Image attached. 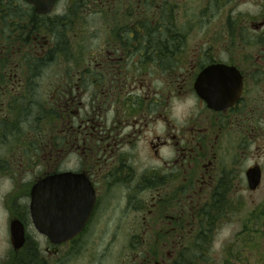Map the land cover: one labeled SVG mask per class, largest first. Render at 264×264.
I'll list each match as a JSON object with an SVG mask.
<instances>
[{"label": "flooded vegetation", "instance_id": "1", "mask_svg": "<svg viewBox=\"0 0 264 264\" xmlns=\"http://www.w3.org/2000/svg\"><path fill=\"white\" fill-rule=\"evenodd\" d=\"M246 2L0 0L2 264H194L208 231L240 221L231 201L264 171L248 163L264 125V0L234 14ZM214 66L242 80L218 109L196 89ZM186 97L197 112L180 126Z\"/></svg>", "mask_w": 264, "mask_h": 264}, {"label": "rangeland", "instance_id": "2", "mask_svg": "<svg viewBox=\"0 0 264 264\" xmlns=\"http://www.w3.org/2000/svg\"><path fill=\"white\" fill-rule=\"evenodd\" d=\"M262 133H258V151L251 149L248 163L254 158L264 169V125H261ZM256 152V153H255ZM247 189V190H246ZM240 190L239 198H233L231 203L235 207H241L239 216L233 224L218 226L212 232L208 231L205 243L200 241L194 264H264V171L262 182L258 191H252L248 187ZM8 214L0 213V264L7 261L12 255L13 247L7 242V226L5 224ZM258 216V219H257ZM225 226H231L230 236L223 242L218 250L213 248V242ZM187 254L186 257H189Z\"/></svg>", "mask_w": 264, "mask_h": 264}, {"label": "water", "instance_id": "3", "mask_svg": "<svg viewBox=\"0 0 264 264\" xmlns=\"http://www.w3.org/2000/svg\"><path fill=\"white\" fill-rule=\"evenodd\" d=\"M230 72V75H229ZM213 81V83H211ZM196 89L201 97L207 100L212 108H221L229 105L227 95L234 97L239 96L242 89V80L239 71L234 67L214 66L206 69L200 75ZM221 103V104H220ZM263 172L260 165L251 168L248 172L249 186L252 190L257 189L262 182ZM48 179H44L35 185L33 191L48 190ZM12 233L14 246L19 249L24 242L23 231L18 221L13 222Z\"/></svg>", "mask_w": 264, "mask_h": 264}, {"label": "clouds", "instance_id": "4", "mask_svg": "<svg viewBox=\"0 0 264 264\" xmlns=\"http://www.w3.org/2000/svg\"><path fill=\"white\" fill-rule=\"evenodd\" d=\"M243 11H248L251 14H255L257 11H259V9L254 3H252V0H247L245 4H242L235 10L234 14ZM196 112L197 109L195 99L192 97H186L182 103H178L173 107L172 116L180 126H183L193 115L196 114ZM11 189L12 182L10 180L4 179L2 182H0V191L6 193L11 191ZM230 234L231 226H225L222 228L213 242V248L218 250L220 247H222L223 242L230 236Z\"/></svg>", "mask_w": 264, "mask_h": 264}]
</instances>
